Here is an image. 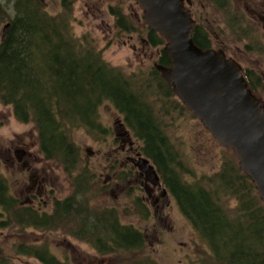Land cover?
I'll return each mask as SVG.
<instances>
[{"label":"trees","instance_id":"trees-1","mask_svg":"<svg viewBox=\"0 0 264 264\" xmlns=\"http://www.w3.org/2000/svg\"><path fill=\"white\" fill-rule=\"evenodd\" d=\"M59 1L61 11L56 14L49 13L39 0H6L12 3L13 12L4 15L0 3V14L5 16L0 20L6 18L9 23L0 41V103L11 108L18 122L33 124L42 157L61 166L72 192L63 198L53 197L49 212H38L31 205L19 203L0 172V230H46L62 224L60 229L65 234L86 240L102 254L144 248L147 241L143 230L121 222L114 211L99 213L90 207L87 192L94 176L81 165L79 148L72 140L71 132L76 128L88 133L102 131L98 109L107 102L122 117L129 133L141 142L139 152L152 162L162 186L207 243L209 252L198 264H264V203L250 176L240 170L233 151L212 175H192L159 123L161 120L166 126L167 114L176 109L180 112L185 105L176 100L154 68L158 90L173 98L171 105L155 98L159 106H154L144 88L148 84L102 60L91 39L74 37L70 22L75 0ZM214 1L223 5L227 0ZM108 10L118 33L137 31L118 6L109 5ZM147 30L149 46L166 44L160 34ZM192 38L201 49L209 48L202 27L194 25ZM155 63L170 65L163 47ZM244 77L256 95L258 78L254 84L249 74ZM17 253L35 257L43 264H67L45 246L21 243ZM137 263L159 264L149 256H142ZM0 264L12 263L0 254Z\"/></svg>","mask_w":264,"mask_h":264},{"label":"rangeland","instance_id":"rangeland-1","mask_svg":"<svg viewBox=\"0 0 264 264\" xmlns=\"http://www.w3.org/2000/svg\"><path fill=\"white\" fill-rule=\"evenodd\" d=\"M191 1L188 8L195 25L207 32L211 47L216 49V45L224 44L235 53L241 65L250 68L258 78L256 95L264 100L262 23L250 19L251 14L244 9L243 0H227L223 5L214 0ZM249 1L257 4L256 0ZM260 2L258 8L264 10V0ZM0 3L4 15L13 12L12 3L6 0H0ZM43 4L49 13L61 11L59 0H45ZM109 5L118 6L137 31L118 33L113 26L114 17L109 14ZM72 8L70 24L74 37L91 39L102 60L127 76L132 74L138 82L148 84L142 86L154 106H159L155 98L171 105L173 98L163 96L158 90L157 78L152 75L153 63L158 59L157 51L165 44L159 47L148 45L147 25L134 0H75ZM0 17L5 16L0 14ZM5 23L6 18L0 20V41ZM98 120L102 131L88 133L83 128H76L71 132L72 140L79 148L81 165L94 176L87 199L90 207L99 213L114 211L121 222L143 230L147 241L144 248L102 254L86 240L65 234L59 224L46 230L31 227L0 230V254L12 264H43L35 257L17 253V246L23 243L45 246L58 260L67 264H138L137 260L142 256L156 259L159 264H198L209 252L207 243L182 214L174 198L169 193L161 196L155 187L146 185L138 176L141 172L138 166L127 162V152L118 154L120 146L114 126L115 121H123L122 117L110 103L103 102L98 109ZM165 120L166 126L159 121L161 128L169 133L183 162L196 178L212 175L220 168L223 158L232 157V151L221 147L185 106L180 112L178 109L170 111ZM135 141L134 145L139 149L141 142ZM42 156L33 124L18 122L11 108L0 103V172L20 204H30L38 212H49L52 198L70 195L72 186L61 166ZM24 161L28 162L29 170L22 166ZM151 192L159 200L157 206L152 202ZM8 221L11 226L12 221Z\"/></svg>","mask_w":264,"mask_h":264},{"label":"water","instance_id":"water-1","mask_svg":"<svg viewBox=\"0 0 264 264\" xmlns=\"http://www.w3.org/2000/svg\"><path fill=\"white\" fill-rule=\"evenodd\" d=\"M134 1L148 28L166 42L163 50L171 66L156 65L161 77L218 144L233 151L240 170L250 176L264 203V100L253 94L234 60L225 59L220 50H202L194 43L195 22L185 9L190 0ZM8 26L3 25L1 41ZM136 165L150 183L161 185L146 157L139 156Z\"/></svg>","mask_w":264,"mask_h":264},{"label":"flooded vegetation","instance_id":"flooded-vegetation-1","mask_svg":"<svg viewBox=\"0 0 264 264\" xmlns=\"http://www.w3.org/2000/svg\"><path fill=\"white\" fill-rule=\"evenodd\" d=\"M251 1H255V0H251ZM256 3L257 4H254V2H253L251 4L249 0H245V1L243 0V7H244V9L246 11H248L251 14V17H250L251 20L259 21L260 23H262L261 24V28L264 30V10L258 8V5L261 4L260 0H256ZM191 5H192V1H190V3H189V6H191ZM255 16H257V17H255ZM254 18H256V19H254ZM208 44H209V49L212 48L211 44H210V41H209ZM216 47H217L216 49L215 48H212V49L222 51L225 59L234 60L240 66L242 74H245V73L249 74V77H251V79L253 80V83L255 84L256 76L251 73L250 68L241 65V63L238 61L237 56L235 55V53L231 52L229 50V48H227L224 44L216 45ZM157 53H158V56H159V52L158 51H157ZM156 65H157V63L154 62L153 63V68H155V70H157L156 69ZM169 66H166V67H169ZM160 77H161V75H160ZM168 97H170V95H168ZM115 123H116V126H114L115 133H116V137L115 138L118 139L119 146H120V149H118V154H123V153L127 152L128 153L126 155L127 162L132 163L133 165L134 164L136 165L138 157L142 156L141 152L138 151L139 150L138 146L134 145L136 143V141L131 136L129 131L126 129V127L124 125V122L122 120H117V121H115ZM22 166L25 167L26 170L30 169V166H29L27 161H24L22 163ZM138 176L140 177V179H142L145 182L146 185H148L150 187L153 186V187H155V189L157 191H160V195L161 196H167L162 191L163 190L162 189V184L160 186L159 185H153L152 183H150L145 178V175H142L140 172L138 173ZM142 184H144V183L142 182ZM147 188L148 187L145 186V191L148 192ZM151 197H152L153 204L155 206H157V203L159 201L158 198L157 197H153V193H152ZM32 202L33 201H31L29 203H32ZM26 205H30V204H26Z\"/></svg>","mask_w":264,"mask_h":264}]
</instances>
